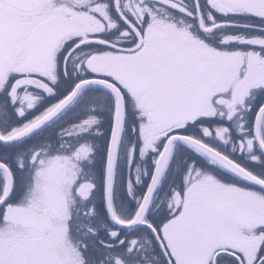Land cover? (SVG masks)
I'll return each mask as SVG.
<instances>
[{"label": "snow or ice", "instance_id": "obj_1", "mask_svg": "<svg viewBox=\"0 0 264 264\" xmlns=\"http://www.w3.org/2000/svg\"><path fill=\"white\" fill-rule=\"evenodd\" d=\"M0 264H264V0H0Z\"/></svg>", "mask_w": 264, "mask_h": 264}]
</instances>
